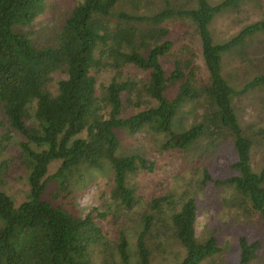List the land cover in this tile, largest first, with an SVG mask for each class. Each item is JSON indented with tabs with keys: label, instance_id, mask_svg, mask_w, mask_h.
Listing matches in <instances>:
<instances>
[{
	"label": "trees",
	"instance_id": "1",
	"mask_svg": "<svg viewBox=\"0 0 264 264\" xmlns=\"http://www.w3.org/2000/svg\"><path fill=\"white\" fill-rule=\"evenodd\" d=\"M163 1L142 13L150 0H0V130L24 137L27 174L17 203L1 188L11 158L0 160V264H153L174 246L178 264H201L225 250L228 219L196 235L192 184L223 186L219 201L264 222V119L242 114L251 103L263 117L264 97L240 99L264 89V73L242 90L224 75L225 55L264 19L217 42L214 18L242 0ZM49 13L48 29H35ZM172 20L192 22L199 50L172 36ZM219 151L227 177L215 175ZM182 177L188 185L174 184ZM92 184L98 205L82 215L76 200ZM260 245L240 233L234 264H254Z\"/></svg>",
	"mask_w": 264,
	"mask_h": 264
},
{
	"label": "rangeland",
	"instance_id": "2",
	"mask_svg": "<svg viewBox=\"0 0 264 264\" xmlns=\"http://www.w3.org/2000/svg\"><path fill=\"white\" fill-rule=\"evenodd\" d=\"M149 6H142L139 12L153 13L159 8L164 6L163 0H150ZM212 4H217L222 0H209ZM52 14L43 15L37 19L34 26L37 28L48 29L49 24L53 21ZM264 19V0H242L236 7L227 8L222 13L218 14L210 28L215 38V41L221 42L228 40L232 36L239 33L246 26ZM165 26H169L172 36L176 38L181 44H193L199 50L200 40L194 25L189 21L172 20L165 21ZM42 38H46L48 33H39ZM253 53V54H252ZM251 55L250 58L248 56ZM259 73H264V31L257 32V34L247 38L244 49L238 48L224 57V75L228 78L229 82L237 89L242 90L244 85ZM64 77V76H59ZM264 97V89H257L256 91H246L240 94V99L243 103L253 99L259 101ZM257 107L248 103L244 107L243 119L246 123H258L264 119V116H257ZM264 121H261L263 123ZM5 127L0 130V143L4 147L0 148V160L11 158L8 164V169L3 176L4 184L1 186L4 190L8 191L17 203H20L27 193V174L26 169L19 159V145L18 143L24 139L18 132H12V139H7L2 136L6 134ZM148 139L143 140V147L149 148L150 155L154 153L151 145L147 143ZM225 144L226 141H220ZM255 165L259 169L263 165L262 158H256ZM167 162L163 161L161 166H166ZM212 165V162L210 163ZM230 157L228 154L219 151L216 158L215 175L216 177H227L232 171L230 169ZM199 165V164H198ZM203 165H199L197 175L202 177ZM215 177V178H216ZM107 177H101L99 184L105 183ZM99 184H92L84 193L80 194L76 200V207L80 214H86L91 206H97L98 200L95 198ZM177 185H188L189 182L183 177L180 181L174 182ZM194 193L196 190V198L199 204V212L197 217V224L195 233L198 236L203 235V231L208 229L214 223L223 219H228L227 226L228 232L222 238L224 246L223 253L215 255L214 257L207 258L201 264H234L238 261V236L240 233L245 232L249 238L257 239L261 245L259 247V257L255 259L254 264H262L264 260V222L259 213L240 214L242 209L238 210L233 205L224 204L219 201L220 190L223 186L217 187L212 183L203 187L198 191L197 184L190 185ZM226 191V188L224 192ZM144 193V192H143ZM230 193V192H229ZM214 195V197H212ZM230 195V194H229ZM217 196V197H216ZM232 199V194L230 195ZM229 197V198H230ZM240 211V212H239ZM221 220V221H220ZM208 227L206 228V226ZM158 258L153 264H178L183 256L182 249L177 246L168 248L166 252H158Z\"/></svg>",
	"mask_w": 264,
	"mask_h": 264
}]
</instances>
